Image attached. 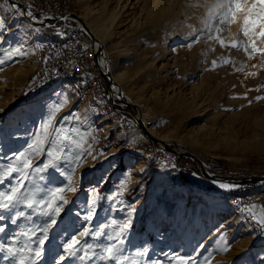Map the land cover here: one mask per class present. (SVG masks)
Listing matches in <instances>:
<instances>
[{
    "label": "rangeland",
    "instance_id": "obj_1",
    "mask_svg": "<svg viewBox=\"0 0 264 264\" xmlns=\"http://www.w3.org/2000/svg\"><path fill=\"white\" fill-rule=\"evenodd\" d=\"M107 1L90 3L93 9L89 16L112 21L99 56L109 55L114 68L119 64L122 97L128 101L135 100L142 106L147 127L170 140V145L176 149L189 150L208 171V162L214 159L228 167L224 176L256 175L254 167L264 164V99H256L264 97V78L261 76L264 52L249 54L254 49H264V36L256 34L260 31L259 26L245 35L242 30L244 13H238L233 22L220 25L225 31L217 35L225 41V46L204 36L199 42L192 43L193 38L188 34L203 28L207 9L189 5L196 2L211 4L213 0ZM21 3L31 11H37L28 0ZM123 4L126 5L127 16L111 18L110 12ZM71 6L73 13L82 14L83 8L76 0H72ZM18 10L20 8L12 9L8 0H0V19L5 23V28H0V59L11 48L21 47L27 52L26 56H13L0 65V163H7L13 153L27 149L50 108L60 102L58 98L48 97L34 101V96L24 95L23 86L37 72L40 58L35 56L32 47L34 39H29L31 26L14 23L13 17ZM38 27L43 28L41 34L50 30V26ZM231 41H237L240 46L231 47ZM189 43H192L191 47H188ZM213 61H216L215 66ZM110 64L105 63L103 69L107 70ZM98 74L102 90L109 100L110 83L99 69ZM113 100H109L112 108L83 102L95 105L103 118L114 115L121 123L131 118V124L137 125L131 115L132 112L137 114L136 107L123 104L117 97ZM80 101L69 108L62 107L57 120L63 122V117L72 114L87 115V122L80 127L91 133L88 138L91 155L84 156L81 164L75 167L73 183L76 191L64 194L69 204L64 206L63 218L55 230H49L52 239L47 244L44 259L38 264H53V258L58 259L57 253H62L58 247L60 242L69 233L81 229L82 225L94 226L112 219L124 221L128 205L134 206L135 212L131 216L125 248L134 253L146 247L148 252L141 258V264H152L153 261L169 264L173 254L195 255L196 252L202 253L201 258L211 252L210 264H264V243L256 245L253 242L252 229L242 220L240 209L228 202L232 191L218 187V183L226 182L214 183V180L206 179L198 164L190 158L177 157L146 136L144 139L119 140L112 144L113 147L106 145L99 152L95 139H92L96 135L93 125L96 116L91 115L90 105L84 106ZM114 106L122 109V115L114 111ZM137 127L142 137L143 130ZM150 142L162 153L158 161L148 162L152 153H143L144 146ZM118 156L123 157L124 163L120 162L116 168L118 171L114 172L111 170L115 166L112 161ZM45 158L33 159L42 163ZM69 167L68 164L63 165L64 169ZM47 176L51 181L49 187L66 183V173L61 175L50 170ZM106 179L109 182L101 188L100 184ZM125 179L129 181L122 190L121 183ZM258 185H262L261 189L255 187V190L261 195L255 196L252 202L256 201L257 212H260L259 206L264 205V182ZM96 192L102 198L96 204L95 219L85 223L83 215L89 199L94 198ZM67 209H71V213ZM0 223L8 225L6 233L0 235H10L17 230L9 220ZM221 232L226 233L225 246L229 249L226 252L216 251ZM198 245L204 247L199 248ZM0 264H9L3 259V254H0ZM69 264L79 262L69 261ZM96 264L103 262L97 261Z\"/></svg>",
    "mask_w": 264,
    "mask_h": 264
},
{
    "label": "snow or ice",
    "instance_id": "obj_2",
    "mask_svg": "<svg viewBox=\"0 0 264 264\" xmlns=\"http://www.w3.org/2000/svg\"><path fill=\"white\" fill-rule=\"evenodd\" d=\"M189 6H203L207 9L203 28L199 32L194 29L188 34L193 38L192 43L199 42L201 36H204L208 40L215 39L221 46H225V41L217 35L225 31L220 25L230 24L238 13H244L242 30L245 35L259 26L260 31L256 34L264 36V0H251V4L249 0H213L211 4L196 2ZM11 7L17 9L16 4H12ZM25 14L32 20L36 19L30 10ZM0 28H5L2 19ZM192 43H189L188 47H191ZM230 43L233 48L240 46L237 41ZM36 47L40 48L42 45ZM244 51L247 53L248 49L245 48ZM256 51L264 52V49H254L249 55H255ZM26 55L27 52L21 47L11 48L5 52L4 58L0 59V65H4L13 56ZM213 65H216V61H213ZM61 95L62 99L50 108L47 118L41 122L27 149L13 153L7 163H0V221L9 220L11 225L17 226V230L10 235H0V254H3V259L9 264H38V261L44 259L47 244L52 239L49 230H55V226H58L60 219L63 218L64 206L69 204L64 194L76 191L73 183L75 167L81 164L84 156L91 155V145L88 143L91 133L80 127L82 123L87 122V115L81 117L72 114L63 117V122L57 120V113L68 102L67 94ZM92 139L95 137L92 136ZM40 156L46 158L42 163H36L33 158ZM64 164L70 167L64 169ZM50 170L61 175L66 173V183L63 186L49 187L51 181L47 173ZM127 183L128 179L121 183L122 190L126 188ZM218 187L232 191L240 185L218 183ZM101 198L99 192H96L95 197L89 199L86 213L83 215L85 223L94 221L96 204ZM257 207L253 203L240 208L242 220L250 219L264 229V205L259 206L260 212L256 211ZM127 210L128 215L122 222L112 219L94 226L82 225L81 229L66 235L58 245L62 253H57L58 259L54 257L53 264H69V261H78L79 264H96L97 261L103 264H141V258L147 254L148 249L145 247L130 253L125 248L126 234L131 227V216L135 208L128 205ZM67 212L71 213V209H67ZM79 218L77 215V219ZM21 220L24 223H18ZM7 228V224L0 223V234L6 233ZM220 235L221 240L216 251L226 252L229 250L225 246L226 233L221 232ZM198 247L203 248L204 245ZM211 255L209 252L208 256L201 258L202 253L199 252L195 255L173 254L169 264H210ZM152 264L161 262L153 261Z\"/></svg>",
    "mask_w": 264,
    "mask_h": 264
},
{
    "label": "bare ground",
    "instance_id": "obj_3",
    "mask_svg": "<svg viewBox=\"0 0 264 264\" xmlns=\"http://www.w3.org/2000/svg\"><path fill=\"white\" fill-rule=\"evenodd\" d=\"M68 1H69L70 6H71L72 0H68ZM94 1L95 0H76L77 4L81 8H83L82 14H78V16L87 24V26L90 29L93 36L96 37V39H95L96 42L99 44L100 47H102V46H105L104 40L108 37L107 35L109 34V26L108 25H110L112 23V21L111 20L110 21L105 20L104 18L99 17V16L98 17L92 16V15L89 16L90 10L93 9L90 3H93ZM119 1L120 0H118V2ZM107 2H109V0ZM71 12L72 13L75 12L74 10H72V6H71ZM125 12H126V5L123 4V5H120V7L118 9L115 7V9L112 12H110L109 15L111 18H114L115 16H121L123 14H124V16H127V14H125ZM13 18L15 19L14 23L20 22V23L25 24V25L27 23H30L28 19H26V18H24V16H22V10L21 9L18 10L17 14H15ZM39 39H40L39 40L40 45H42V47H40L38 50V55H39L40 59H39V62L37 64V72L34 73V75L23 86L24 87V93H25V88L27 87L26 85L30 84L31 80L35 79V81H37V80L43 79V71L41 70V68L45 66L46 54H45L44 49H50L52 47H54V49L64 48V42L67 40H70L68 32L67 33H60L58 31H54V30H47V31L43 32L42 34H40ZM110 59L111 58H109V55H108V63L109 64H110V62L112 63L108 67V71H110L111 78L114 81L115 85L113 86V90H114V94H116L118 89L121 86L120 79H122V71H121V67H119V64H116V67L114 68V61H113V59H112V61H110ZM261 76L264 78V72L262 73ZM53 87H55V89L57 91H59L61 89L62 90L73 89L74 91H76L80 95V98L84 102L85 101H87L89 103L92 102L94 104H98L99 106H103V107L107 106L108 108H112L111 103L109 102V100L106 99L107 95L105 94V92H103L104 89L102 90L101 77L99 76V74L98 73H90V72H87L85 70L84 71L68 72V74L57 73L54 75L53 79H51L50 81L44 82L43 84H40L37 87H34L33 92L25 93L24 95L28 96V97H31V96L35 97L38 92L50 90V89H53ZM97 96H98L99 100H97ZM130 101L131 102L133 101L136 103L135 100H130ZM138 107H139L140 115H142L144 122H145V125H146V123H147L146 122V115L144 114L143 108L139 104H138ZM258 110H259V108H258ZM258 110L257 111L255 110L256 112L255 111L254 112L257 113ZM147 128H148V130H150V133L153 136H155L156 138H158L159 140H162V141L168 140L166 137L157 133L151 127H147ZM124 129H128V128H124ZM262 141H264V131H263ZM144 155H147V153H144ZM148 160H149L148 162H150L152 160V158L149 157ZM212 160L215 163L223 164L221 161L214 160V159H212ZM259 169H264V164L260 165V167L259 166L254 167V170H259ZM226 183H228V182H226ZM255 187L261 189L260 187H262V185L259 186L257 183L254 186V184L252 183V184H249L248 186H245L242 189L236 188V189L232 190V194H230V196L228 197L230 199L231 205L233 207L240 209V208L244 207L243 203H241V202L248 201V199H253L255 196L259 197L261 194L256 193L257 189L255 190ZM217 199H220V198H217ZM251 202H252V200L249 203H251ZM249 203H247V205ZM244 222L249 224V226H251L250 228L254 232L259 231L261 229V227L258 224H256L255 222H252L250 219H246V220H244Z\"/></svg>",
    "mask_w": 264,
    "mask_h": 264
},
{
    "label": "built area",
    "instance_id": "obj_4",
    "mask_svg": "<svg viewBox=\"0 0 264 264\" xmlns=\"http://www.w3.org/2000/svg\"><path fill=\"white\" fill-rule=\"evenodd\" d=\"M29 4L41 12L38 17H47L51 19L49 22L51 26L50 30L58 31L60 33H69L70 40L64 42V48L44 49L46 54L45 66L41 68L43 71L42 80H31L30 84H27L25 93L33 92V88L43 84L44 82L53 79L57 73L74 72V71H87L90 73H98V68H104V64L108 63V57L99 56L96 59V52L98 45L93 42L91 38L80 28L77 22H74V18L69 16L71 12V6L68 0H28ZM55 16H67L61 21L52 20ZM104 63V64H103ZM82 85V84H81ZM24 93V94H25ZM97 100L98 96H97ZM122 110V109H121ZM119 107L114 106V111L119 115H122V111ZM123 128H131V118L126 119V122L121 123ZM153 142L144 146V153H152V162L158 161L162 153L158 150ZM209 170L216 175H226L228 167L224 164L215 163L213 160L208 162ZM254 174L264 176V169L254 170ZM252 183L238 184L240 189L248 186ZM252 199L241 202L243 205H247Z\"/></svg>",
    "mask_w": 264,
    "mask_h": 264
},
{
    "label": "crops",
    "instance_id": "obj_5",
    "mask_svg": "<svg viewBox=\"0 0 264 264\" xmlns=\"http://www.w3.org/2000/svg\"><path fill=\"white\" fill-rule=\"evenodd\" d=\"M27 24H29L31 26V29L29 28L28 32L33 35V36L30 35L29 39H32V40L34 39L33 43H32V47L34 49L35 56L39 57V55H38L39 48H37L36 46L40 45V41H39L40 39H38V38L40 37L41 31H43V28L41 29V27L34 26L31 23H27ZM35 35H37V36L34 37ZM36 60H37V58H36ZM41 92H38L37 95L35 96V98H33L32 100H34V101H37L38 99L41 100L43 97H48L50 99L58 98L59 100H61L62 99L61 94L66 93L68 96V102L66 105H64L66 108H69L70 106L74 105L75 102L80 101L79 94L77 92H75L73 89H69V90L68 89H64V90L61 89V90L57 91L55 89V87H53V89L45 90V91H41ZM21 97H22V95L19 96V98H21ZM80 103L84 104V106H88V107L91 106L92 111H93L92 112L93 114L91 113V115L96 116L95 121L93 123L94 130L96 132L94 142L96 145L95 147H97L99 149V152H101L102 148H105L106 145L110 144V146L113 147L112 144L117 143V141H119V140H123V139L133 140V138H136V139L146 138L144 134H142V137L140 136L139 128L137 127V125L134 122L132 123L130 129H128V130L123 129L121 127V122H119L118 117L116 118V116L111 115L110 118L108 117L109 119L103 118V116L99 115V111L96 108V106L92 105L93 103L91 105L88 103H84L83 101H80ZM95 126H96V128H95ZM119 147L124 148L123 145H120ZM94 151H95V148H94ZM94 151H93V154H95ZM123 157H125V156L123 155ZM123 157L118 156L117 159H114L112 161V163L115 164V166L111 170L118 171L116 168L118 167L120 162L124 163ZM127 158H128V156L126 157V159ZM126 162H128V161H126ZM106 180L100 184L101 188H103V186L107 182H109V180H107V181ZM228 202H230L229 199H228ZM253 203L256 204V201H253V202L249 203L248 205L253 204ZM245 206H247V205H245ZM256 211H257V209H256ZM261 230H262V228L259 231H256V232L252 231V233H251V238L256 245H259V243H264V233L261 234Z\"/></svg>",
    "mask_w": 264,
    "mask_h": 264
},
{
    "label": "water",
    "instance_id": "obj_6",
    "mask_svg": "<svg viewBox=\"0 0 264 264\" xmlns=\"http://www.w3.org/2000/svg\"><path fill=\"white\" fill-rule=\"evenodd\" d=\"M10 2V4H16L17 8H20L22 10V16H24V18L28 19L30 23L34 24L35 26H51V23L49 22L51 19L47 18V17H38L39 15H41V12L39 11H32L33 15L36 17L35 20H32L30 17H28L25 13L26 11L30 10V8H27L24 4H22L21 2H17L15 0H8ZM69 16L73 17L74 19L77 20V22L80 23V26L82 27V30L92 39L96 42V37L93 36V34L91 33L90 29L88 28L87 24L75 13H70ZM67 16H55L52 18V20H57V21H61L63 19H65ZM102 51V47L99 46L98 44V50H97V54H96V59L98 60L99 57V53H101ZM99 69V73L102 76H106L109 83H110V87H109V100H111V102H114L113 98L117 97L119 100H121L123 102V104L125 105H129V106H134L137 109V114H134L133 112L131 113V115H133L137 125L140 127L141 130H143V133L146 137L152 139L154 142H156L157 144H159L160 146H162L163 148L168 149L169 151H171L175 156L177 157H188L190 158L192 161H194L196 164H198L200 173L202 174V176H204L206 179L210 180V181H221V182H233V183H245V182H253V183H260V182H264V176H256V175H250V176H244V177H237L234 175H228V176H219L216 175L214 173H211L210 171H208V169L205 167V165L198 159V157H196L193 153H191L189 150H187L186 148H180V149H176L174 146L170 145V140H159L158 138H156L155 136H153L150 133V130H148L147 126L145 125L144 119L142 117V115H140L139 112V107L138 104H136L135 102H131L128 101L126 99H124L122 96V92L118 89L117 93L114 94V90H113V86L114 81L111 78V73L110 71L101 69Z\"/></svg>",
    "mask_w": 264,
    "mask_h": 264
},
{
    "label": "trees",
    "instance_id": "obj_7",
    "mask_svg": "<svg viewBox=\"0 0 264 264\" xmlns=\"http://www.w3.org/2000/svg\"><path fill=\"white\" fill-rule=\"evenodd\" d=\"M18 2L20 1V2H23V0H17Z\"/></svg>",
    "mask_w": 264,
    "mask_h": 264
}]
</instances>
